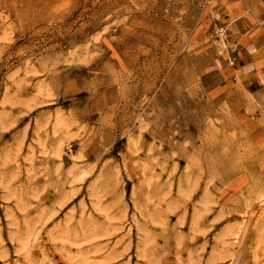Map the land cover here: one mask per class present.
Wrapping results in <instances>:
<instances>
[{"label":"rangeland","instance_id":"1","mask_svg":"<svg viewBox=\"0 0 264 264\" xmlns=\"http://www.w3.org/2000/svg\"><path fill=\"white\" fill-rule=\"evenodd\" d=\"M260 37L264 0H0V264H264Z\"/></svg>","mask_w":264,"mask_h":264},{"label":"crops","instance_id":"2","mask_svg":"<svg viewBox=\"0 0 264 264\" xmlns=\"http://www.w3.org/2000/svg\"><path fill=\"white\" fill-rule=\"evenodd\" d=\"M245 43L239 42V50L236 53V60L239 61L241 69L248 75V82L259 84L264 87V60H255L252 53L260 47L264 37L255 40L243 38ZM257 64L260 65L258 69Z\"/></svg>","mask_w":264,"mask_h":264},{"label":"bare ground","instance_id":"3","mask_svg":"<svg viewBox=\"0 0 264 264\" xmlns=\"http://www.w3.org/2000/svg\"><path fill=\"white\" fill-rule=\"evenodd\" d=\"M224 38V36L222 37V39ZM239 231V230H238ZM234 232V231H233ZM240 232V231H239ZM239 232H236V234H238ZM235 234V233H234ZM237 236V235H236ZM235 237V236H234Z\"/></svg>","mask_w":264,"mask_h":264}]
</instances>
